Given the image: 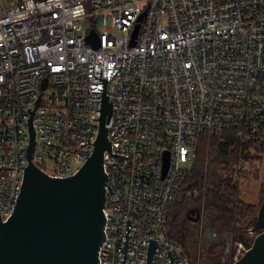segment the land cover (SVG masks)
<instances>
[{
  "label": "built area",
  "instance_id": "1",
  "mask_svg": "<svg viewBox=\"0 0 264 264\" xmlns=\"http://www.w3.org/2000/svg\"><path fill=\"white\" fill-rule=\"evenodd\" d=\"M92 31L98 48L88 40ZM100 75L113 76L106 88L111 152L128 155L104 153L100 264H124L128 219L126 264H148L150 239L158 242L151 264H171L169 250L173 264H194L168 222L202 135L229 131L244 144L264 145V0H0L3 221L15 210L29 164L27 108L43 91L32 161L52 177L73 175L95 148ZM250 162L242 158L241 167Z\"/></svg>",
  "mask_w": 264,
  "mask_h": 264
},
{
  "label": "water",
  "instance_id": "2",
  "mask_svg": "<svg viewBox=\"0 0 264 264\" xmlns=\"http://www.w3.org/2000/svg\"><path fill=\"white\" fill-rule=\"evenodd\" d=\"M136 34L137 30L134 36ZM88 40L95 48L101 45L100 37L93 31ZM119 70L120 67L117 72ZM101 75L97 76L104 81L101 109H97L101 110L100 118H92L100 120L99 133L92 143L95 148L85 164L73 175L52 177L32 161L36 135L33 118L43 91L35 99V108H27L31 113L25 125L29 127L30 133L26 151L29 164L24 167V179L13 214L7 221H3L0 213V264H100L99 250L103 241H106L107 221L104 207L108 174L104 168V153L109 150L111 154L128 157L111 152L106 123H109L113 103L106 94V88L107 81L113 76L102 78ZM47 81L45 76L41 81L42 89L46 87ZM169 164V152H166L163 174ZM108 187L113 191L110 185ZM188 216L191 217L190 213ZM129 226L130 219L127 221L124 264ZM252 229L259 232L253 243L230 264H264V199ZM157 243L156 240H149L148 264L152 263ZM168 253L173 264L171 250Z\"/></svg>",
  "mask_w": 264,
  "mask_h": 264
},
{
  "label": "rangeland",
  "instance_id": "3",
  "mask_svg": "<svg viewBox=\"0 0 264 264\" xmlns=\"http://www.w3.org/2000/svg\"><path fill=\"white\" fill-rule=\"evenodd\" d=\"M96 29L99 32L103 31L102 26H97ZM114 34L121 36L122 33L115 31ZM251 154L260 155L261 158L251 160L250 164L245 167H241L239 161L232 168L235 169V178L240 181L243 201L261 206L264 199V153L251 150ZM193 210L194 212H191ZM198 210L202 212L201 217H198ZM175 212V206L171 207L168 226L170 234L175 238L191 245L194 236L193 231L196 226L198 227L197 230L200 231L202 225H209L213 228V232L216 234L214 236L218 238L217 241L208 244L204 243V239H202V242L200 239L194 249H191L192 245L191 248L189 247L194 264H230L243 255L238 253L241 240L244 245H250L254 240V235H251L248 231L246 232L243 219L236 215L233 206L215 202L210 197H205L199 203L192 202L179 215L178 219L175 217ZM189 213L191 217L188 216ZM196 217H198L197 220L194 219ZM195 233L196 235L199 234ZM242 234L243 239H241Z\"/></svg>",
  "mask_w": 264,
  "mask_h": 264
},
{
  "label": "trees",
  "instance_id": "4",
  "mask_svg": "<svg viewBox=\"0 0 264 264\" xmlns=\"http://www.w3.org/2000/svg\"><path fill=\"white\" fill-rule=\"evenodd\" d=\"M253 149L264 153V145L244 144L233 132L202 135L194 164L182 181L172 204L176 208V219L192 202L199 203L205 197H210L215 202L233 206L236 215L243 219L246 232L252 228L260 206L243 201L240 181L235 178V169L232 166L242 158L260 159V155L251 154ZM194 189H199L200 195L187 200L186 192ZM170 217L171 210L169 220Z\"/></svg>",
  "mask_w": 264,
  "mask_h": 264
},
{
  "label": "flooded vegetation",
  "instance_id": "5",
  "mask_svg": "<svg viewBox=\"0 0 264 264\" xmlns=\"http://www.w3.org/2000/svg\"><path fill=\"white\" fill-rule=\"evenodd\" d=\"M209 212V211H208ZM202 212H201V210H198V217H201L202 216V214H201ZM209 220V219H208ZM198 229V227L196 226V228H195V230L193 231V233H194V236H193V240L191 241L192 243H191V245H192V248H191V245H189V243H184V242H182V244L185 246V248H186V250L191 254V251H190V248L191 249H194L196 246H197V244H198V241L201 239V242H202V239H204V243H211V242H213V241H217V237L215 238V236L214 235H216L215 234V232H213L214 230H213V228H211L209 225H207V226H205V225H202V227H201V229H200V231L199 230H197ZM195 232H197V233H199L198 235H196V233ZM190 247V248H189ZM192 256V255H191ZM193 257V256H192Z\"/></svg>",
  "mask_w": 264,
  "mask_h": 264
}]
</instances>
